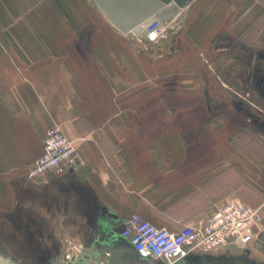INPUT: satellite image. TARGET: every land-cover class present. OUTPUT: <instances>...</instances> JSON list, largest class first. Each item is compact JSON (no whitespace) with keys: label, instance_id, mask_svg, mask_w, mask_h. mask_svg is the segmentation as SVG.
I'll list each match as a JSON object with an SVG mask.
<instances>
[{"label":"crops","instance_id":"0c3cea01","mask_svg":"<svg viewBox=\"0 0 264 264\" xmlns=\"http://www.w3.org/2000/svg\"><path fill=\"white\" fill-rule=\"evenodd\" d=\"M175 6L141 47L90 0H0V212L29 208L37 246L135 213L178 230L230 197L264 210V157L232 139L264 133V112L230 88L264 87V0ZM52 125L76 139L73 164L31 180Z\"/></svg>","mask_w":264,"mask_h":264},{"label":"rangeland","instance_id":"374dc122","mask_svg":"<svg viewBox=\"0 0 264 264\" xmlns=\"http://www.w3.org/2000/svg\"><path fill=\"white\" fill-rule=\"evenodd\" d=\"M90 2L108 25L119 33L120 37L139 43L143 47L147 41L145 26H127L114 9L112 10L107 5L94 3L92 0ZM178 6L176 4L174 9L179 8ZM156 25L161 27L162 36L159 39H163L170 31H173L175 22L173 18L161 19L153 23L152 27ZM218 72L222 77L226 71ZM230 88L237 93H247L245 95L247 101L244 105L248 115L251 112L260 113L257 108H261L264 112V100L257 96L259 94L264 99V87L236 86ZM232 91L230 92L233 93ZM241 132L234 135L232 139L244 147L248 156H252L254 161H261L264 157V133H255L249 128L241 129ZM114 228V226H108L103 229L102 233L92 235L85 241L76 237L72 231L71 237L68 238L63 235V231L54 229L49 235L50 239L52 238V244L37 246L32 240L29 208L24 212L20 209L18 212L13 210L6 214L0 212V264H128L132 256L131 248L118 236ZM67 233L69 231H65V234ZM191 255L193 256L185 257L177 264H264V238L245 248L230 246L209 255H198L197 253Z\"/></svg>","mask_w":264,"mask_h":264},{"label":"built area","instance_id":"2783aa9c","mask_svg":"<svg viewBox=\"0 0 264 264\" xmlns=\"http://www.w3.org/2000/svg\"><path fill=\"white\" fill-rule=\"evenodd\" d=\"M153 20L145 24L146 40L162 36ZM76 139L66 136L58 125L46 130L42 154L28 167L27 176L38 180L48 172L61 173L73 164ZM120 237L141 256L160 264H174L191 254L209 255L236 246L245 248L264 238L263 207H251L236 197L216 205L205 221L184 224L178 230L159 228L135 213L125 218Z\"/></svg>","mask_w":264,"mask_h":264},{"label":"water","instance_id":"95a60500","mask_svg":"<svg viewBox=\"0 0 264 264\" xmlns=\"http://www.w3.org/2000/svg\"><path fill=\"white\" fill-rule=\"evenodd\" d=\"M99 5H107L112 10L114 9L118 13L127 26L142 27L144 24L159 20V13L171 2L177 5H184L190 0H92ZM120 237L122 231V225H118L114 228ZM122 240L129 242L120 237ZM131 248V258L128 264H160L158 262L151 261L141 257L129 244ZM185 257L178 260L176 263L183 260Z\"/></svg>","mask_w":264,"mask_h":264},{"label":"flooded vegetation","instance_id":"af4514ba","mask_svg":"<svg viewBox=\"0 0 264 264\" xmlns=\"http://www.w3.org/2000/svg\"><path fill=\"white\" fill-rule=\"evenodd\" d=\"M195 255V254H194ZM198 255H203V254H198ZM188 256H193V255H188ZM188 256H186V257H188Z\"/></svg>","mask_w":264,"mask_h":264},{"label":"bare ground","instance_id":"6f19581e","mask_svg":"<svg viewBox=\"0 0 264 264\" xmlns=\"http://www.w3.org/2000/svg\"><path fill=\"white\" fill-rule=\"evenodd\" d=\"M144 258V257H143ZM146 259V258H145Z\"/></svg>","mask_w":264,"mask_h":264}]
</instances>
